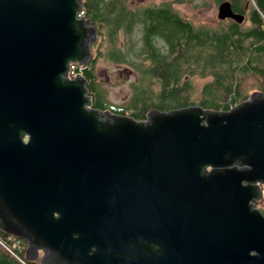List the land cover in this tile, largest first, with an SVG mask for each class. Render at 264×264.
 <instances>
[{"label":"water","instance_id":"95a60500","mask_svg":"<svg viewBox=\"0 0 264 264\" xmlns=\"http://www.w3.org/2000/svg\"><path fill=\"white\" fill-rule=\"evenodd\" d=\"M81 11L0 0V230L39 264H264L263 92L141 120L94 108L68 75L97 39Z\"/></svg>","mask_w":264,"mask_h":264},{"label":"trees","instance_id":"16d2710c","mask_svg":"<svg viewBox=\"0 0 264 264\" xmlns=\"http://www.w3.org/2000/svg\"><path fill=\"white\" fill-rule=\"evenodd\" d=\"M223 1H229L234 12L246 13L243 0H215L218 5ZM247 2L249 25L219 20L211 26L194 25L165 2L132 10L126 0H82L80 14L91 20L99 40L91 47L89 61L72 64L69 76L79 73L85 78L92 107L137 120L144 119L151 109L164 111L193 104L227 110L248 98L241 89L245 76L254 77L264 94V0ZM135 25L141 28L139 78L128 104L118 106L106 102L99 88L95 71L98 47L105 38L106 58L127 63L128 53L119 47L118 34L129 33ZM157 41L164 44V50ZM194 77L208 80L197 88ZM257 207L264 214V189ZM0 235L6 240L1 230ZM25 247L13 255L0 245V264H38L26 259Z\"/></svg>","mask_w":264,"mask_h":264},{"label":"rangeland","instance_id":"374dc122","mask_svg":"<svg viewBox=\"0 0 264 264\" xmlns=\"http://www.w3.org/2000/svg\"><path fill=\"white\" fill-rule=\"evenodd\" d=\"M164 2L169 3L181 17L192 22L194 25L206 24L214 26L219 21L217 17L219 7L218 2H215V0H126L127 6L132 10L159 5ZM243 4L249 8L247 0H243ZM242 22L249 25L247 16ZM139 26L135 25L129 33L121 31L118 34L119 47L124 53H128L126 56L127 63H115L107 59L105 55L107 40L102 38L99 43L100 57L95 71L103 98L108 103L118 106L127 105L132 96L133 84L139 78L138 67L141 60V56L139 55L141 50L139 43L141 28ZM98 40L97 38L96 41ZM157 43H159L162 50L165 49L161 41H157ZM207 80L208 78H193V82H195L197 88L202 87ZM241 89L244 93L250 95L253 91L259 90L258 82L252 76H245L243 77ZM196 97H199V91H196Z\"/></svg>","mask_w":264,"mask_h":264},{"label":"built area","instance_id":"2783aa9c","mask_svg":"<svg viewBox=\"0 0 264 264\" xmlns=\"http://www.w3.org/2000/svg\"><path fill=\"white\" fill-rule=\"evenodd\" d=\"M0 245L7 249L11 254L15 255L22 248L21 239L13 236H7L6 240L0 235Z\"/></svg>","mask_w":264,"mask_h":264},{"label":"flooded vegetation","instance_id":"af4514ba","mask_svg":"<svg viewBox=\"0 0 264 264\" xmlns=\"http://www.w3.org/2000/svg\"><path fill=\"white\" fill-rule=\"evenodd\" d=\"M245 10H248V11H245L246 13L243 14L244 16H246V14L249 12L250 9L248 8V6L245 5ZM236 13H239V12H236ZM224 20H232V21L236 22L233 18H225ZM262 187H264V186H262Z\"/></svg>","mask_w":264,"mask_h":264}]
</instances>
